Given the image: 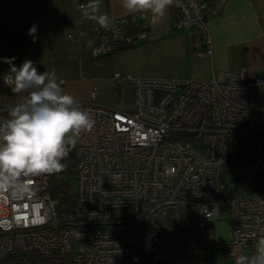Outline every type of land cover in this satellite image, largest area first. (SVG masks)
<instances>
[{"label":"built area","instance_id":"obj_1","mask_svg":"<svg viewBox=\"0 0 264 264\" xmlns=\"http://www.w3.org/2000/svg\"><path fill=\"white\" fill-rule=\"evenodd\" d=\"M176 1L173 28L198 31L199 55L211 56L207 23L217 8L207 0ZM76 12L79 25L92 31L95 58L146 37L128 29L145 14L109 17L105 29L93 2L76 0ZM7 72L0 90L8 87ZM114 77L132 83V110L101 104L96 87L78 102L95 125L72 147L75 210L60 216L55 207L50 188L57 173L31 177L22 196L0 193V264H220L211 247L223 211L232 223L234 261L251 255V233L264 230V193L232 194L226 164L234 136L254 134L250 166L264 175V77L250 78L246 67L224 80L121 71Z\"/></svg>","mask_w":264,"mask_h":264},{"label":"crops","instance_id":"obj_2","mask_svg":"<svg viewBox=\"0 0 264 264\" xmlns=\"http://www.w3.org/2000/svg\"><path fill=\"white\" fill-rule=\"evenodd\" d=\"M100 15L121 18L131 14L122 0H91ZM217 14L208 18L211 56H200L204 41L196 30H175L171 6L164 19L151 23V14L136 24L146 37L120 52L95 58L89 26H80L76 0H0V72L9 70L3 58L38 63V71L55 70L63 89L77 102L88 99L92 87L106 106L132 110L134 88L130 81L115 80L118 71L141 78L224 80L228 72L246 67L250 78L264 77V0H209ZM36 25V40L28 35ZM130 31L135 28L129 26ZM135 30V31H134ZM138 31V30H137ZM1 81V79H0ZM25 94L10 87L0 90V107L9 108ZM7 116H0V122Z\"/></svg>","mask_w":264,"mask_h":264},{"label":"clouds","instance_id":"obj_3","mask_svg":"<svg viewBox=\"0 0 264 264\" xmlns=\"http://www.w3.org/2000/svg\"><path fill=\"white\" fill-rule=\"evenodd\" d=\"M130 13H150L151 23L166 16L174 0H122ZM101 27L108 29L107 15L98 17ZM36 25L28 35L36 40ZM15 58H3L9 64L3 76L5 85L24 98L7 109V118L0 122V193L22 196L30 191V178L60 173L63 162L81 133L90 132L95 120L75 97L66 92L56 71L39 72L34 62L25 59L17 67ZM253 252L241 255L235 264H264V230L251 233Z\"/></svg>","mask_w":264,"mask_h":264},{"label":"trees","instance_id":"obj_4","mask_svg":"<svg viewBox=\"0 0 264 264\" xmlns=\"http://www.w3.org/2000/svg\"><path fill=\"white\" fill-rule=\"evenodd\" d=\"M80 1L87 3L92 2L91 0ZM207 1L209 3V0ZM171 8L174 13L173 18H176L178 15L176 0H174ZM132 27H134L136 31L140 28L136 24L132 25ZM129 47H131V45H123L115 52H120ZM7 109L8 108H5L3 111H0V116L6 117ZM253 139L254 134H238L234 136L229 146L226 177H230V181L234 182V186L231 190V193L234 195L245 196L264 193V175L255 171L249 172L247 170V164L249 161L242 159V148L245 149L249 144H253ZM63 162L66 164V168L52 178L50 188L52 200L60 216H63L64 213L73 212L76 206V198L72 186L73 180L76 178L74 165L75 154L73 148H71L70 156Z\"/></svg>","mask_w":264,"mask_h":264},{"label":"rangeland","instance_id":"obj_5","mask_svg":"<svg viewBox=\"0 0 264 264\" xmlns=\"http://www.w3.org/2000/svg\"><path fill=\"white\" fill-rule=\"evenodd\" d=\"M1 79V72H0ZM254 145L249 144L245 149L242 148V159L249 161L247 170L251 172L250 161L254 157ZM230 180V177L228 178ZM73 189L76 187V178L72 183ZM215 243L211 247V255L220 261V264H234V258L230 253V243L233 239L232 223L230 220L229 212L223 211L220 213L219 219L213 222Z\"/></svg>","mask_w":264,"mask_h":264},{"label":"water","instance_id":"obj_6","mask_svg":"<svg viewBox=\"0 0 264 264\" xmlns=\"http://www.w3.org/2000/svg\"><path fill=\"white\" fill-rule=\"evenodd\" d=\"M17 67H19L20 65H16ZM34 66L35 67H38V63L37 62H34Z\"/></svg>","mask_w":264,"mask_h":264}]
</instances>
